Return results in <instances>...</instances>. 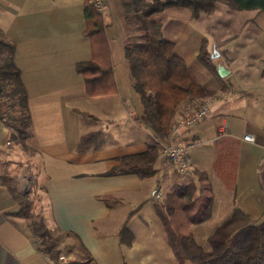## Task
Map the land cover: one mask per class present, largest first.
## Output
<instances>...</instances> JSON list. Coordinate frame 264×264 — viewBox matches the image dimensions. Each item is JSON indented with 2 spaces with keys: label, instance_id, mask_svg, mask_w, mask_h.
Returning <instances> with one entry per match:
<instances>
[{
  "label": "crops",
  "instance_id": "0c3cea01",
  "mask_svg": "<svg viewBox=\"0 0 264 264\" xmlns=\"http://www.w3.org/2000/svg\"><path fill=\"white\" fill-rule=\"evenodd\" d=\"M87 1L0 0V29L15 44V64L27 91L32 121L30 152H23L0 119V175L6 173L16 180L25 173L37 184L39 214L51 234L62 238L58 247L67 248L66 259L89 254L94 264H146L143 257H137L140 243L131 223L139 208L153 200L158 185L166 179L171 180L169 187L174 185L173 165L162 156L169 136L158 138L143 116L123 58L125 31L113 0L110 22L105 16L104 20L116 92L87 94L84 77L76 70L79 63L94 58L92 41L85 34ZM164 17H159L160 22L173 23L174 18ZM251 22L237 26L243 29ZM189 23L173 40L175 52L212 102L203 121L180 128L172 141L190 146L189 171L209 177L213 216L223 211L224 218L231 219L240 208L262 222L264 68L246 62L251 38L241 34V28L231 34L232 22L226 20L220 25L224 34L219 31L214 36L225 44V50L213 59L225 73H212L198 59L206 38ZM114 25L121 29V37L111 32ZM217 45L215 40L214 49ZM222 58L225 61H215ZM185 106L172 124L188 112ZM90 133L95 137L80 149L82 137ZM246 136L252 141L245 140ZM152 150L158 152L154 176L108 175L120 159ZM217 179L225 189L220 190L221 198L214 189ZM15 180L13 187L20 192ZM18 209L9 189L0 183V264H57L39 250L26 222L12 216ZM124 228L133 234L130 244L122 242Z\"/></svg>",
  "mask_w": 264,
  "mask_h": 264
},
{
  "label": "trees",
  "instance_id": "16d2710c",
  "mask_svg": "<svg viewBox=\"0 0 264 264\" xmlns=\"http://www.w3.org/2000/svg\"><path fill=\"white\" fill-rule=\"evenodd\" d=\"M125 31L124 53L129 67L132 87L138 97L143 116L158 138L166 139L174 118L183 104L190 99L206 98L205 89L189 76L185 61L176 52V43L160 37L159 17L166 10L190 11L194 18L200 13H210L224 3L236 11L264 13V0H113ZM86 36L92 41L94 58L77 65L84 77L89 96L116 92L110 48L106 36L104 15L91 0L85 4ZM132 27L137 29L133 42ZM204 42L198 59L212 73L218 67L205 51ZM15 44L0 29V119L11 131V141L23 152H30L32 121L28 95L15 64ZM95 137L84 135L79 148L83 149ZM158 157L155 150L120 159V164L108 175L137 174L152 177ZM174 174V185L168 190L162 204L155 208L167 233V239L178 264H264V221L256 222L249 214L236 208L233 216L219 226L208 238V249L198 245L191 228L210 220L214 194L209 177L203 172ZM16 178V177H15ZM15 178L0 175L19 209L12 216L26 222L39 250L59 264V252H53L58 240L48 229L38 212L37 184L32 181V191L20 193L13 187ZM264 187V165L262 167ZM108 202L107 199H105ZM122 242L130 244L133 234L122 230ZM71 264H94L92 257L78 255Z\"/></svg>",
  "mask_w": 264,
  "mask_h": 264
},
{
  "label": "rangeland",
  "instance_id": "374dc122",
  "mask_svg": "<svg viewBox=\"0 0 264 264\" xmlns=\"http://www.w3.org/2000/svg\"><path fill=\"white\" fill-rule=\"evenodd\" d=\"M165 1V0H162ZM113 1L106 0L104 16L110 22L109 16L113 14ZM163 15H167L164 19L174 18L173 23H169L167 26L165 22H160V37L164 40L173 41L178 33L179 29L182 26L189 24H195L206 38V48L205 51L211 55H220L225 50L223 47L225 46L224 43L218 40V38L214 39V36L222 33L223 28L220 27L221 23H224L226 20L232 22L233 25L228 30L231 34H237L239 32L241 23L244 21H252L253 24H249L243 29L241 28V34L249 35L251 40L248 44V51H245L248 57V63L254 64L258 68H264V13L260 12H240L228 7L224 3H218L217 9L210 13H200L197 18H194L190 11L183 10V11H173V10H166ZM160 21V19H159ZM194 21V22H193ZM256 23V24H255ZM111 32L114 33V37H121V29L117 27V25L110 26ZM216 30V31H215ZM137 29L136 27H132L131 36L133 37V42L137 39ZM224 34V31L223 33ZM217 41L218 47L214 49V41ZM223 49V50H222ZM125 55V53H123ZM125 58V56H123ZM222 59H216L215 61H220ZM125 61V59H124ZM212 171V170H211ZM191 173V172H190ZM29 177V176H28ZM31 179V178H29ZM170 179H166L162 182L163 188V199L165 193L171 189ZM215 191L218 195V198H221L220 190L225 192L223 184L218 179L215 181ZM29 187L30 191H32V182L29 180ZM29 191V192H30ZM36 195L38 196V208L41 204V192L37 188ZM154 200H150L147 205L142 208H139L137 211V215L135 216L134 221H132L131 226L134 227L136 231V237L138 243H140V248L137 250V257L140 259L143 257V260L146 264H178L176 261V257L172 248L170 247L167 239V233L162 225V222L157 214L155 204L153 203ZM162 204V203H161ZM222 206L223 203L221 204ZM213 208V207H212ZM39 210V209H37ZM39 212V211H38ZM223 211H221L220 215L215 214L212 215L210 220L199 225L195 228L191 229L195 241L198 245L202 246L205 249H208V238L210 235L222 224L227 222L229 219L224 218ZM52 235V234H51ZM53 236V235H52ZM55 240H58L56 247L53 249V252H59V260L62 257H66L67 251L65 247H58L60 242L62 241L61 237H54ZM75 261V260H74ZM74 261H70L66 259V261H59L60 264H71ZM129 261V260H128Z\"/></svg>",
  "mask_w": 264,
  "mask_h": 264
},
{
  "label": "built area",
  "instance_id": "2783aa9c",
  "mask_svg": "<svg viewBox=\"0 0 264 264\" xmlns=\"http://www.w3.org/2000/svg\"><path fill=\"white\" fill-rule=\"evenodd\" d=\"M94 7L100 13H104L106 0H91ZM212 99H190L185 103L186 112L181 119L172 125L169 138L166 144L162 147V156L171 162L176 173L185 174L190 170L191 159H190V146H183L175 144L172 138L178 133L180 128H191L198 125L203 121L209 114L210 104ZM247 141H252L250 136L244 138ZM15 185L21 193H28L30 191L29 187V177L27 174L22 173L15 180ZM153 200L156 203L163 202V189L161 185H158L153 193ZM61 261H66V257H62Z\"/></svg>",
  "mask_w": 264,
  "mask_h": 264
},
{
  "label": "water",
  "instance_id": "95a60500",
  "mask_svg": "<svg viewBox=\"0 0 264 264\" xmlns=\"http://www.w3.org/2000/svg\"><path fill=\"white\" fill-rule=\"evenodd\" d=\"M216 57H217V56H216L215 54L212 55V59H215ZM218 72H219L220 75L223 76L224 73H225V72H224V68L219 67V68H218Z\"/></svg>",
  "mask_w": 264,
  "mask_h": 264
}]
</instances>
